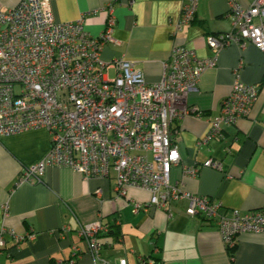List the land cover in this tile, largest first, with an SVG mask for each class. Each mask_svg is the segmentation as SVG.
I'll return each mask as SVG.
<instances>
[{
	"label": "crops",
	"instance_id": "obj_1",
	"mask_svg": "<svg viewBox=\"0 0 264 264\" xmlns=\"http://www.w3.org/2000/svg\"><path fill=\"white\" fill-rule=\"evenodd\" d=\"M19 1L0 0V9ZM49 1L57 21H75L90 12L86 29L93 35L104 30L109 0ZM253 1L238 0L244 7ZM181 9L182 0H120L114 10L115 40L105 46L102 58L131 60L148 82L155 83L163 78L164 63L175 45L211 57L207 35L233 29L228 0H199L194 21L178 29ZM237 79L259 88L249 115L223 124L221 136L198 146ZM186 103L201 115L191 113L173 122L181 161L172 167L171 181H182L192 194L211 197L227 215L264 209V52L251 42L221 49L216 65L202 74ZM50 148L51 135L45 128L0 136V238L3 235L5 241L0 264H57L69 259L75 248L82 251L75 264H95L79 231L97 220L107 227L99 235L101 258L111 263L126 259L128 264H264V233H243L229 248L215 220L187 213L188 199L158 208L147 205V190L132 187L127 196H119L114 173L86 179L71 167L49 166L42 182H21L23 170ZM209 158L221 161L225 170L201 166L196 177H183L185 166L202 165ZM132 201L145 206L134 213ZM4 227L36 237L16 243L13 236L2 234Z\"/></svg>",
	"mask_w": 264,
	"mask_h": 264
},
{
	"label": "built area",
	"instance_id": "obj_2",
	"mask_svg": "<svg viewBox=\"0 0 264 264\" xmlns=\"http://www.w3.org/2000/svg\"><path fill=\"white\" fill-rule=\"evenodd\" d=\"M119 1L109 0L105 28L99 35L86 29L90 12L75 21H57L49 0H20L14 7L0 9V136L40 128L51 135L49 152L25 168L20 181L42 182L49 166L71 167L86 179L108 178L114 173L119 196H127L132 187L147 190L151 193L147 205L158 208L188 199L187 213L215 220L229 248L243 233H264V209L233 210L227 215L211 197L192 194L182 181H171L172 167L181 161L173 122L191 113L201 115L186 99L202 74L216 65L221 49L251 42L264 52V0H254L249 7L228 0L233 29L207 35L214 54L202 58L195 50L175 45L164 63L163 78L155 83L148 82L131 60L102 58L105 46L115 40L114 10ZM198 6L199 0H182L178 29L194 21ZM258 95L256 85L237 79L198 146L221 136L223 124H235L248 116ZM201 166L225 170L221 161L209 158L202 165L185 166L183 177H196ZM132 202L134 213L145 206ZM4 210L7 215L9 205ZM106 228L102 220L80 227L95 264H128L126 259L111 263L101 258L99 235ZM5 233L16 243L36 237L4 227ZM4 244L2 235L0 246ZM81 253L75 248L69 259L57 263L75 264Z\"/></svg>",
	"mask_w": 264,
	"mask_h": 264
},
{
	"label": "trees",
	"instance_id": "obj_3",
	"mask_svg": "<svg viewBox=\"0 0 264 264\" xmlns=\"http://www.w3.org/2000/svg\"><path fill=\"white\" fill-rule=\"evenodd\" d=\"M58 264V263H57Z\"/></svg>",
	"mask_w": 264,
	"mask_h": 264
}]
</instances>
